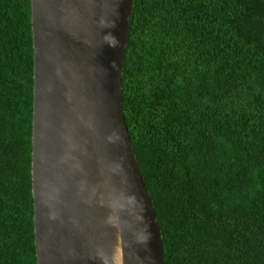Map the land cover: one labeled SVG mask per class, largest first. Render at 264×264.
Masks as SVG:
<instances>
[{
  "label": "trees",
  "instance_id": "obj_1",
  "mask_svg": "<svg viewBox=\"0 0 264 264\" xmlns=\"http://www.w3.org/2000/svg\"><path fill=\"white\" fill-rule=\"evenodd\" d=\"M121 102L164 264H264V0H133ZM29 0H0V264H35Z\"/></svg>",
  "mask_w": 264,
  "mask_h": 264
},
{
  "label": "water",
  "instance_id": "obj_2",
  "mask_svg": "<svg viewBox=\"0 0 264 264\" xmlns=\"http://www.w3.org/2000/svg\"><path fill=\"white\" fill-rule=\"evenodd\" d=\"M29 5L35 264H164L121 102L133 0Z\"/></svg>",
  "mask_w": 264,
  "mask_h": 264
}]
</instances>
